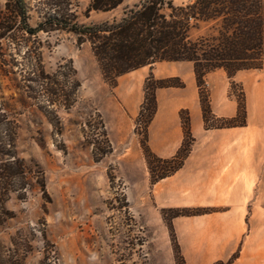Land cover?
<instances>
[{
  "label": "rangeland",
  "instance_id": "obj_1",
  "mask_svg": "<svg viewBox=\"0 0 264 264\" xmlns=\"http://www.w3.org/2000/svg\"><path fill=\"white\" fill-rule=\"evenodd\" d=\"M29 1V21L35 26L41 19L40 8L38 0ZM73 1L80 23L121 13L119 8L88 14L90 0ZM5 2L0 0V12ZM39 38L47 71L72 61L81 87L75 105L59 111V134L34 102L16 88L21 78L14 73L18 67L13 62L0 67V100L17 124L18 155L43 169L50 197L36 183L26 198L11 193L6 207L14 217L0 224V250L8 255L7 247L15 237L22 246H31L25 264H41L48 255L45 264H177L168 225L152 203L151 175L141 147L145 123L138 117L144 82L151 73L158 79L183 80L194 75L192 64L155 63L120 76L111 85L104 80L89 43L79 45L76 36L65 31L40 32ZM2 44L10 59L14 45ZM230 91L235 96L231 81ZM97 113L104 119L114 148L100 161L94 160L89 137L83 132L87 119H97Z\"/></svg>",
  "mask_w": 264,
  "mask_h": 264
},
{
  "label": "trees",
  "instance_id": "obj_2",
  "mask_svg": "<svg viewBox=\"0 0 264 264\" xmlns=\"http://www.w3.org/2000/svg\"><path fill=\"white\" fill-rule=\"evenodd\" d=\"M90 0L87 13L114 12L119 15L97 22L80 23L74 11L73 0H38L41 19L37 25L30 23L29 0H6L0 12V67L13 62L18 67L14 73L16 88L48 118L59 134L62 132L61 109H71L78 99L81 82L72 61L61 64L54 72L47 71L42 53L40 32L65 31L73 33L79 45L89 43L104 80L111 85L117 79L139 68L159 62H191L200 90V101L206 129L242 126L247 123L245 92L234 80L242 70L264 71V0H187L176 4L174 0ZM43 14V15H42ZM4 41L14 45L12 60L6 58L1 45ZM32 43L33 46L30 44ZM216 70H224L231 79V90L238 100V114L233 118L219 117L213 113L205 77ZM179 77L158 79L151 73L144 82V102L138 120L145 123V139L141 147L151 175V184L174 174L180 169L195 141L190 129V113L180 112L184 141L177 154L171 158L157 156L148 143V127L153 120L158 102L159 88L184 87ZM239 89V92L237 90ZM101 128L100 132H97ZM83 132L89 137L95 161L112 153L104 119H87ZM113 182L114 177L110 176ZM42 189L50 198L43 169L30 165L18 155L17 124L12 120L0 100V224L14 215L6 207L11 193L26 198L32 184ZM123 200L128 206L127 198ZM209 208H164L162 216L168 228L177 264H186L181 253L172 219L178 216L210 212ZM45 236V231H43ZM10 251L0 250V264H25L30 245L19 244L15 237ZM50 254V253H48ZM236 254L228 262L232 264ZM46 256L41 264H45Z\"/></svg>",
  "mask_w": 264,
  "mask_h": 264
},
{
  "label": "crops",
  "instance_id": "obj_3",
  "mask_svg": "<svg viewBox=\"0 0 264 264\" xmlns=\"http://www.w3.org/2000/svg\"><path fill=\"white\" fill-rule=\"evenodd\" d=\"M183 80L184 87L156 91L148 143L161 158L175 156L184 141L182 109L190 113L195 141L180 169L154 184L149 181L153 206L163 222L164 208L211 209L172 219L186 264L228 262L236 254L232 264H264V71L242 70L234 76L246 98L242 126L206 129L195 72ZM205 80L213 113L235 117L238 100L227 73L212 71Z\"/></svg>",
  "mask_w": 264,
  "mask_h": 264
}]
</instances>
